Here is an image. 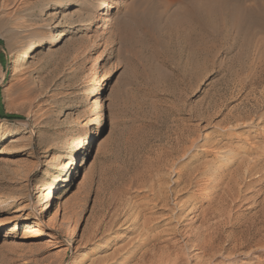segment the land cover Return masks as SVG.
Here are the masks:
<instances>
[{"label": "rangeland", "instance_id": "rangeland-1", "mask_svg": "<svg viewBox=\"0 0 264 264\" xmlns=\"http://www.w3.org/2000/svg\"><path fill=\"white\" fill-rule=\"evenodd\" d=\"M118 1L0 0V264H264V0Z\"/></svg>", "mask_w": 264, "mask_h": 264}, {"label": "bare ground", "instance_id": "bare-ground-1", "mask_svg": "<svg viewBox=\"0 0 264 264\" xmlns=\"http://www.w3.org/2000/svg\"><path fill=\"white\" fill-rule=\"evenodd\" d=\"M100 1H101L100 7L102 10L101 13L103 15H109L113 9L121 5V2L118 0L112 2V4H110L108 0H100ZM241 1L242 0H200V1L198 0L196 3L192 5L189 4L184 5V3H182L185 7L183 8L181 7V9L179 10V14H178L179 19L175 25L178 28H183L181 31L184 32V35L199 36V37L213 36L214 38L215 37L222 38V36H225L226 33H231L233 30L238 28L239 17H240L239 13H240V9H242ZM54 5L55 6L51 7V9H53L52 12L48 14L51 17H56L58 16V14L61 13L60 6H62V3L57 1L56 4ZM259 7L264 8V3H262ZM15 11L17 10L15 9ZM172 26H174V24ZM65 35H67L66 31H62L56 34L55 37L53 38L54 40L53 45L57 46L59 43H61L63 40L62 38ZM43 44H44V39L42 38H40V40H34V38L30 39L29 43L27 44V47L22 51V53L18 55L17 59L14 61L12 66L19 68L25 67L29 59H31L30 57L35 55L37 50ZM103 85L104 83H101L100 81L96 82V87H94L92 92L94 97H96L97 92L100 89V86ZM103 105H104V99L97 103L96 108L97 109L102 108ZM13 141H16V139ZM79 148H80L79 151L80 154V152H83L85 148H83V146L80 145L77 147V149ZM77 149H75L72 153H70V156L68 158V160L70 161H68V165L73 166L77 164V158L79 157V154L78 157H75L76 155L75 151ZM58 196L59 193L58 195H55V197ZM18 210L22 211V209H18ZM105 246L106 243L104 242L101 245V248ZM96 251L97 250H95L94 252ZM126 260H129V258H127Z\"/></svg>", "mask_w": 264, "mask_h": 264}]
</instances>
